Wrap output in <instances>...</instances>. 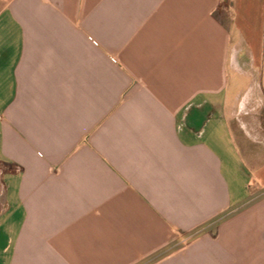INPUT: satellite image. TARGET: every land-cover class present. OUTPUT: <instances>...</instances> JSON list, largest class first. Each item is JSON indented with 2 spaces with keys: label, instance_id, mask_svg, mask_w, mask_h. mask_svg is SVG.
<instances>
[{
  "label": "crops",
  "instance_id": "1",
  "mask_svg": "<svg viewBox=\"0 0 264 264\" xmlns=\"http://www.w3.org/2000/svg\"><path fill=\"white\" fill-rule=\"evenodd\" d=\"M0 264H264V0H0Z\"/></svg>",
  "mask_w": 264,
  "mask_h": 264
},
{
  "label": "rangeland",
  "instance_id": "2",
  "mask_svg": "<svg viewBox=\"0 0 264 264\" xmlns=\"http://www.w3.org/2000/svg\"><path fill=\"white\" fill-rule=\"evenodd\" d=\"M0 170H1V167H0Z\"/></svg>",
  "mask_w": 264,
  "mask_h": 264
}]
</instances>
